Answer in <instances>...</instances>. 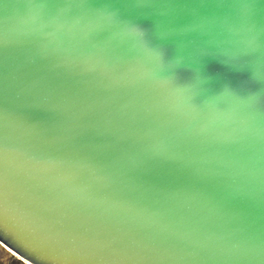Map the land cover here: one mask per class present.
I'll return each mask as SVG.
<instances>
[{
    "label": "water",
    "instance_id": "water-1",
    "mask_svg": "<svg viewBox=\"0 0 264 264\" xmlns=\"http://www.w3.org/2000/svg\"><path fill=\"white\" fill-rule=\"evenodd\" d=\"M0 244L264 264V0H0Z\"/></svg>",
    "mask_w": 264,
    "mask_h": 264
},
{
    "label": "rangeland",
    "instance_id": "rangeland-1",
    "mask_svg": "<svg viewBox=\"0 0 264 264\" xmlns=\"http://www.w3.org/2000/svg\"><path fill=\"white\" fill-rule=\"evenodd\" d=\"M0 264H30L27 261H20L19 257L0 244Z\"/></svg>",
    "mask_w": 264,
    "mask_h": 264
},
{
    "label": "bare ground",
    "instance_id": "bare-ground-1",
    "mask_svg": "<svg viewBox=\"0 0 264 264\" xmlns=\"http://www.w3.org/2000/svg\"><path fill=\"white\" fill-rule=\"evenodd\" d=\"M20 260V259H19ZM20 261H22V260H20Z\"/></svg>",
    "mask_w": 264,
    "mask_h": 264
},
{
    "label": "crops",
    "instance_id": "crops-1",
    "mask_svg": "<svg viewBox=\"0 0 264 264\" xmlns=\"http://www.w3.org/2000/svg\"><path fill=\"white\" fill-rule=\"evenodd\" d=\"M0 251H1V249H0Z\"/></svg>",
    "mask_w": 264,
    "mask_h": 264
}]
</instances>
